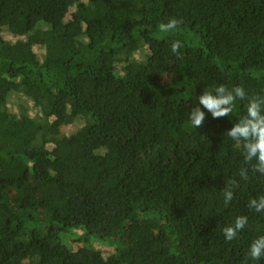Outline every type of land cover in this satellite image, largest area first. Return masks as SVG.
Returning a JSON list of instances; mask_svg holds the SVG:
<instances>
[{
	"label": "trees",
	"instance_id": "obj_1",
	"mask_svg": "<svg viewBox=\"0 0 264 264\" xmlns=\"http://www.w3.org/2000/svg\"><path fill=\"white\" fill-rule=\"evenodd\" d=\"M220 84L264 95V0H0V264H264L245 102L187 118Z\"/></svg>",
	"mask_w": 264,
	"mask_h": 264
},
{
	"label": "clouds",
	"instance_id": "obj_2",
	"mask_svg": "<svg viewBox=\"0 0 264 264\" xmlns=\"http://www.w3.org/2000/svg\"><path fill=\"white\" fill-rule=\"evenodd\" d=\"M182 23L175 17H170L166 23H160L158 29L161 33H173ZM182 47L180 40L171 42V51L179 55ZM237 101L245 102V114L234 123L226 132L227 136L243 149L245 164L250 166L239 169L240 179L246 180L251 170L264 177V95H251L241 86H234L231 89L220 84L214 89H205L198 97L199 106L192 107L188 120L193 128H199L205 120L206 109L214 119L228 117L233 112V106ZM229 187L223 190V204L227 207L233 199L234 191L238 187V181L230 179ZM247 207L256 213H264V195L250 198ZM248 223L246 215H239L234 223L222 229L226 241L236 238ZM248 258L253 261H260L264 258V235L255 238L249 245Z\"/></svg>",
	"mask_w": 264,
	"mask_h": 264
}]
</instances>
